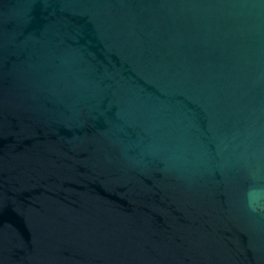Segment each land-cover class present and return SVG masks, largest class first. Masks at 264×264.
<instances>
[{
  "label": "water",
  "instance_id": "95a60500",
  "mask_svg": "<svg viewBox=\"0 0 264 264\" xmlns=\"http://www.w3.org/2000/svg\"><path fill=\"white\" fill-rule=\"evenodd\" d=\"M264 0H0V264H264Z\"/></svg>",
  "mask_w": 264,
  "mask_h": 264
},
{
  "label": "clouds",
  "instance_id": "9594fccd",
  "mask_svg": "<svg viewBox=\"0 0 264 264\" xmlns=\"http://www.w3.org/2000/svg\"><path fill=\"white\" fill-rule=\"evenodd\" d=\"M251 183L245 192V202L247 207L255 212L264 209V184L256 173L251 174Z\"/></svg>",
  "mask_w": 264,
  "mask_h": 264
}]
</instances>
